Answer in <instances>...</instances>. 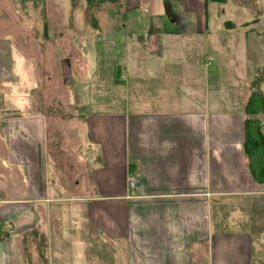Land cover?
I'll use <instances>...</instances> for the list:
<instances>
[{
	"label": "crops",
	"instance_id": "0c3cea01",
	"mask_svg": "<svg viewBox=\"0 0 264 264\" xmlns=\"http://www.w3.org/2000/svg\"><path fill=\"white\" fill-rule=\"evenodd\" d=\"M176 1L189 18L171 4L150 25L113 23L104 43L59 32L61 52H44L40 68L35 54L0 40V92L15 46L28 99L20 115L0 105V264H32L27 235L43 236L45 264H252L264 179L243 144L248 119L264 133V88L249 86L264 66L263 10L235 21L247 12L229 0L216 15L208 0ZM119 9L112 15L132 12ZM252 30L260 44L248 42ZM44 40L31 46L56 48ZM255 94L263 107L248 114ZM229 202L241 228L214 229L213 208L222 214Z\"/></svg>",
	"mask_w": 264,
	"mask_h": 264
},
{
	"label": "rangeland",
	"instance_id": "374dc122",
	"mask_svg": "<svg viewBox=\"0 0 264 264\" xmlns=\"http://www.w3.org/2000/svg\"><path fill=\"white\" fill-rule=\"evenodd\" d=\"M226 1L227 0H225V2ZM230 1L235 6H239L241 10L245 9V12H247L244 14L241 12V15L233 13V17H231L232 20L234 19L237 21L240 17H244L245 19L246 16L248 19L251 16H259L262 10L264 14V0H229L228 2ZM208 2L211 1L208 0ZM211 3L213 4H210L211 7H209V10L213 13L217 10L215 11V15L216 12L219 14V10L226 7L225 5L227 4ZM171 4H173V11L178 13L180 18H189V15L185 13L182 8L183 5L176 0H115V2L104 0H0V40L6 44L12 42L22 53L27 51L29 54H35L37 63L36 61H33V63L34 65H39L38 68H40L43 64L44 52L47 54V52L50 51L51 55L54 54V50L57 51L58 54L61 52V49L56 47L58 46L59 40L63 39L61 36H58L61 32L65 33V37H69L68 35L79 37L80 35L79 38H82L84 35H92L91 38L97 37L99 43L101 40H103L104 43L106 39L114 38L113 35L110 36L109 32L110 26L113 23L116 26L118 23L121 24L124 21L132 22L134 19L133 22L135 25L131 24L129 29L132 27L137 28L138 26H136V23L140 26H144L145 24L150 25V15L152 13H157V11L159 12V10H168L172 7ZM141 7H145L143 8L144 10H138ZM117 8H127L128 11L132 10V12L126 14L124 17H122L121 12L120 14L112 15V13L118 12ZM161 18V23H165L169 27L171 26V21L166 12L162 14ZM214 18L217 20L216 17ZM209 20L212 22L210 15ZM79 25H81L80 29L78 28ZM65 28H68L67 32L63 31ZM215 31L216 30L213 29L212 35ZM255 33L256 31L254 30L248 32L247 40L248 42L253 41L255 45L260 44L255 40H260L262 38L261 33L257 35H255ZM116 34L117 32H115V35ZM191 34L194 35L192 32ZM257 36H259V38ZM41 39H45L44 41L46 44L53 43L56 48H54V46L52 48L31 46L33 43L41 42ZM6 44L2 46L4 54L7 51ZM14 47L10 48L14 66L12 70V82L9 88L7 86L9 89L8 92H0V105L3 106L5 113H18L20 115L25 113L21 107L27 104L28 99L26 97L25 70L22 68L20 69L22 61L21 55ZM37 50L39 51L38 53ZM211 53L215 55L213 52ZM212 57L215 59L214 56ZM48 58L49 57H46V59ZM72 58L73 61H75L73 56H71V59ZM213 58H209L207 61L208 65L213 62ZM17 60H19V62H17ZM16 64H18L17 67ZM99 64L100 71L103 75H106V62L103 61ZM59 66H61V64L58 65V68ZM214 67L215 65H213V68ZM62 68H64V72L69 75V71H67L68 67H66L65 64H63ZM81 68L83 69V64ZM120 73L119 77L123 78V72L121 71ZM262 79L263 81H261ZM249 86L257 92H262L261 89L264 88V66L262 68L258 67V70L255 69V71L252 72ZM252 96L253 95H251V97ZM1 195L2 193L0 191V196ZM236 204H238V202H236ZM213 209L212 217L214 229L232 231L241 228V224L237 222L233 223V221H235L234 217L237 218L236 216L239 214L238 210L235 212L233 202L227 204V207L222 210V214H219L217 208ZM234 212L235 215H233ZM221 215L223 216L221 217ZM223 219L225 223L221 224V220ZM250 233L253 237L252 264H264V227L260 230L251 228ZM259 234L261 236H259ZM40 236L41 237L38 239H32L31 235H27L23 240V248H21V250L24 249L25 257H27L32 264L46 263L45 253H42L44 242L41 243V240L43 236ZM203 252L205 251L201 250L200 253ZM196 258L197 257H195V260H197ZM16 259L17 257L14 261L17 263ZM207 259L206 256L200 257L199 262L195 264H207Z\"/></svg>",
	"mask_w": 264,
	"mask_h": 264
},
{
	"label": "trees",
	"instance_id": "16d2710c",
	"mask_svg": "<svg viewBox=\"0 0 264 264\" xmlns=\"http://www.w3.org/2000/svg\"><path fill=\"white\" fill-rule=\"evenodd\" d=\"M103 1V0H102ZM115 2V0H104ZM224 3L225 0H209ZM263 107V99L259 94L253 95L245 107L248 114L257 113ZM244 151L249 157L250 167L255 178L264 179V133L256 119H248L245 123Z\"/></svg>",
	"mask_w": 264,
	"mask_h": 264
},
{
	"label": "built area",
	"instance_id": "2783aa9c",
	"mask_svg": "<svg viewBox=\"0 0 264 264\" xmlns=\"http://www.w3.org/2000/svg\"><path fill=\"white\" fill-rule=\"evenodd\" d=\"M135 179L129 178V185L133 187Z\"/></svg>",
	"mask_w": 264,
	"mask_h": 264
}]
</instances>
